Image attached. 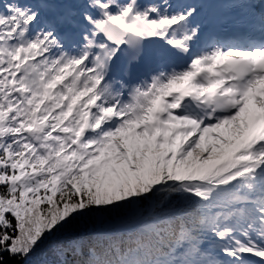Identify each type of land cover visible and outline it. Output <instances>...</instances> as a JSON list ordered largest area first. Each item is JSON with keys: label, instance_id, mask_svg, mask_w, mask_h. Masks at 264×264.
<instances>
[{"label": "snow or ice", "instance_id": "6c2138e0", "mask_svg": "<svg viewBox=\"0 0 264 264\" xmlns=\"http://www.w3.org/2000/svg\"><path fill=\"white\" fill-rule=\"evenodd\" d=\"M9 261L264 264V0H0Z\"/></svg>", "mask_w": 264, "mask_h": 264}, {"label": "trees", "instance_id": "16d2710c", "mask_svg": "<svg viewBox=\"0 0 264 264\" xmlns=\"http://www.w3.org/2000/svg\"><path fill=\"white\" fill-rule=\"evenodd\" d=\"M9 264H18L16 261H9Z\"/></svg>", "mask_w": 264, "mask_h": 264}]
</instances>
